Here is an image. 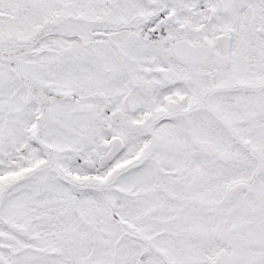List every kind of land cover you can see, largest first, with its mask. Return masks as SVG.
I'll return each mask as SVG.
<instances>
[{"label":"snow or ice","instance_id":"6c2138e0","mask_svg":"<svg viewBox=\"0 0 264 264\" xmlns=\"http://www.w3.org/2000/svg\"><path fill=\"white\" fill-rule=\"evenodd\" d=\"M0 264H264V0H0Z\"/></svg>","mask_w":264,"mask_h":264}]
</instances>
